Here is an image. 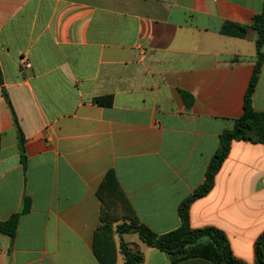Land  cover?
<instances>
[{
  "label": "crops",
  "instance_id": "crops-1",
  "mask_svg": "<svg viewBox=\"0 0 264 264\" xmlns=\"http://www.w3.org/2000/svg\"><path fill=\"white\" fill-rule=\"evenodd\" d=\"M262 1L0 0V222L30 201L15 235L0 233V264H100L93 240L102 187L120 191L152 232L180 226V202L243 112L256 59L250 26ZM227 22L248 26L245 36L222 34ZM104 96L111 105L93 102ZM252 104L264 112V62ZM189 221L221 230L235 258L255 262L264 144L231 142ZM113 239L114 264H124L121 241L140 252L139 264H220L194 254L214 248L209 237L176 254L137 233Z\"/></svg>",
  "mask_w": 264,
  "mask_h": 264
},
{
  "label": "trees",
  "instance_id": "trees-1",
  "mask_svg": "<svg viewBox=\"0 0 264 264\" xmlns=\"http://www.w3.org/2000/svg\"><path fill=\"white\" fill-rule=\"evenodd\" d=\"M250 28L257 33L255 40L256 59L244 96L243 112L233 121L231 128L224 129L219 134L218 147L206 166L203 182L180 202L177 210L180 226L175 230L158 235L139 222L120 191L112 190L111 195H105L102 187L98 192V196L102 202L104 213H102L101 225L95 231L93 240V252L100 264L115 263L116 250L113 236L115 234L120 236L124 233H137L139 239L146 245L156 247L168 254L180 253L186 246L194 245L200 238L209 237L214 248H196L194 249L196 256L213 259L220 264H247L232 255L227 239L221 230L214 227H205L198 230L191 229L189 208L192 202L205 196L213 188L215 176L226 159L233 140L264 144V112L256 111L252 104L258 74L264 62V0L260 11L254 15ZM247 29L248 26L227 22L223 25L221 33L227 36L243 38ZM2 94L7 100V96L3 91ZM181 95L186 99L189 97V94L183 91ZM93 102L100 105H111L112 97H97L93 99ZM190 103L191 101H188V104ZM7 104L12 111L8 100ZM14 122L17 126L15 118ZM17 131L20 161L25 169L24 137L18 127ZM110 177L107 176L106 180L109 181ZM29 208L30 201L24 199L21 210L18 213L13 214L6 221L0 222V233L13 237L16 233L19 217L26 213ZM114 223H116L115 228H113ZM263 245L264 232L254 244L255 262L253 264H264ZM119 246L120 252L124 257V264H139L142 261L140 252L130 248L128 244L121 241ZM107 258H110V260H106Z\"/></svg>",
  "mask_w": 264,
  "mask_h": 264
},
{
  "label": "built area",
  "instance_id": "built-area-1",
  "mask_svg": "<svg viewBox=\"0 0 264 264\" xmlns=\"http://www.w3.org/2000/svg\"><path fill=\"white\" fill-rule=\"evenodd\" d=\"M21 61H22V66H23L24 68H30V67H31L30 62H29L27 59H25V58H21Z\"/></svg>",
  "mask_w": 264,
  "mask_h": 264
}]
</instances>
